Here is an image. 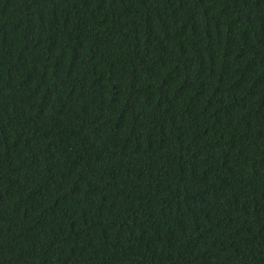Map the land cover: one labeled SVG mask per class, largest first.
<instances>
[{
    "label": "trees",
    "instance_id": "trees-1",
    "mask_svg": "<svg viewBox=\"0 0 264 264\" xmlns=\"http://www.w3.org/2000/svg\"><path fill=\"white\" fill-rule=\"evenodd\" d=\"M0 264H264V0H0Z\"/></svg>",
    "mask_w": 264,
    "mask_h": 264
}]
</instances>
